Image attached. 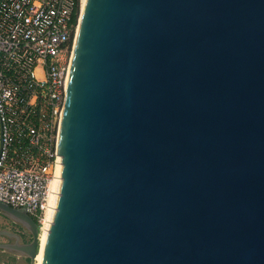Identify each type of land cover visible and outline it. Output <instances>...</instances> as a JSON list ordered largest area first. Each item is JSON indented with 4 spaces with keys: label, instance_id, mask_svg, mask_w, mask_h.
<instances>
[{
    "label": "water",
    "instance_id": "1",
    "mask_svg": "<svg viewBox=\"0 0 264 264\" xmlns=\"http://www.w3.org/2000/svg\"><path fill=\"white\" fill-rule=\"evenodd\" d=\"M57 152L39 264H264V0H84Z\"/></svg>",
    "mask_w": 264,
    "mask_h": 264
},
{
    "label": "built area",
    "instance_id": "2",
    "mask_svg": "<svg viewBox=\"0 0 264 264\" xmlns=\"http://www.w3.org/2000/svg\"><path fill=\"white\" fill-rule=\"evenodd\" d=\"M83 0H0V203L41 231Z\"/></svg>",
    "mask_w": 264,
    "mask_h": 264
},
{
    "label": "rangeland",
    "instance_id": "3",
    "mask_svg": "<svg viewBox=\"0 0 264 264\" xmlns=\"http://www.w3.org/2000/svg\"><path fill=\"white\" fill-rule=\"evenodd\" d=\"M18 227L19 226L15 222H13V220L9 219L4 214L0 213V232H6V233L8 232V233L11 234L13 232L18 231ZM1 239L2 238H0V240ZM28 239H29L28 236H26L25 240H28ZM4 240H6V239H4ZM9 261H13V259L10 258ZM3 262H4L3 259L0 257V264H2ZM21 262H23V264H28L29 263L26 259H24V261L23 260L22 261H20V260L18 261L17 260L16 264H20ZM35 264H36V262H35Z\"/></svg>",
    "mask_w": 264,
    "mask_h": 264
},
{
    "label": "crops",
    "instance_id": "4",
    "mask_svg": "<svg viewBox=\"0 0 264 264\" xmlns=\"http://www.w3.org/2000/svg\"><path fill=\"white\" fill-rule=\"evenodd\" d=\"M10 235V233H6V232H0V238H2L0 240V244H10L9 241L10 239L8 238V236ZM6 239V240H4ZM9 239V240H8ZM4 256V257H3ZM0 257L3 259V263L2 264H16L17 260L19 261H24V257L20 256L19 254H16L14 252H10L8 250H1L0 249ZM13 259V261H9V259ZM20 264H23V262H21Z\"/></svg>",
    "mask_w": 264,
    "mask_h": 264
},
{
    "label": "flooded vegetation",
    "instance_id": "5",
    "mask_svg": "<svg viewBox=\"0 0 264 264\" xmlns=\"http://www.w3.org/2000/svg\"><path fill=\"white\" fill-rule=\"evenodd\" d=\"M33 221L36 223V221L33 219ZM19 226V225H18ZM28 236V240H25V237ZM8 239L9 241L7 242H11V243H14L15 241H18L19 244H23V243H29L31 242V236L30 234L25 231L23 228H21L20 226L18 227V231L16 232H13L11 233L9 236H8ZM25 258V257H24ZM28 262L29 260L27 258H25Z\"/></svg>",
    "mask_w": 264,
    "mask_h": 264
},
{
    "label": "bare ground",
    "instance_id": "6",
    "mask_svg": "<svg viewBox=\"0 0 264 264\" xmlns=\"http://www.w3.org/2000/svg\"><path fill=\"white\" fill-rule=\"evenodd\" d=\"M83 4H84V0H83ZM52 184H53V182H52ZM52 184H51V189H52ZM45 218H46V214H45ZM44 226H45V219H44V222H43V226L41 227V231L39 232V248H38V252H37V255L35 257V260H34V264H35V262H36V264H39L40 249H41V246H42L43 236H44V228H43Z\"/></svg>",
    "mask_w": 264,
    "mask_h": 264
}]
</instances>
